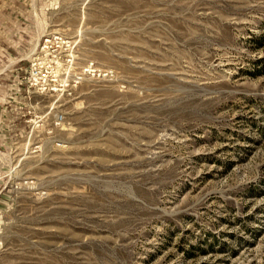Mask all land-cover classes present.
<instances>
[{
    "label": "rangeland",
    "instance_id": "1",
    "mask_svg": "<svg viewBox=\"0 0 264 264\" xmlns=\"http://www.w3.org/2000/svg\"><path fill=\"white\" fill-rule=\"evenodd\" d=\"M0 264H264V0H0Z\"/></svg>",
    "mask_w": 264,
    "mask_h": 264
}]
</instances>
